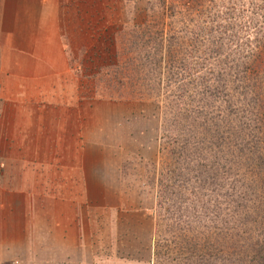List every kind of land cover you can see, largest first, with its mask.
Wrapping results in <instances>:
<instances>
[{
	"label": "crops",
	"instance_id": "1",
	"mask_svg": "<svg viewBox=\"0 0 264 264\" xmlns=\"http://www.w3.org/2000/svg\"><path fill=\"white\" fill-rule=\"evenodd\" d=\"M116 2L0 0V264H96L106 243L151 264L155 220L124 169L126 117L146 116L92 97Z\"/></svg>",
	"mask_w": 264,
	"mask_h": 264
},
{
	"label": "rangeland",
	"instance_id": "2",
	"mask_svg": "<svg viewBox=\"0 0 264 264\" xmlns=\"http://www.w3.org/2000/svg\"><path fill=\"white\" fill-rule=\"evenodd\" d=\"M216 1L219 4L212 7L209 0H117L111 13L102 11L101 15L105 21L99 29L102 58L92 62L102 69L96 81L99 93L92 97L132 101L146 116V120H139L137 113L132 119L126 117V131L132 129V138L134 133L140 134L127 144L124 169L133 195L141 193L155 220L151 264H250V250L264 244V100H258L253 92L246 96L240 87L233 88L227 75L230 67H225L222 72L227 86L224 84L221 97L226 105L213 98L205 106L191 103L190 107L200 109H195L198 117L193 113L185 119L187 123L195 120L187 136L182 137L183 114L175 115L177 110L173 112L169 106L175 90L190 88L195 56L215 54L219 48L220 58L238 50L255 68L263 61L264 0ZM211 17L216 19L211 21ZM206 18L227 23L229 32L221 34L208 24V31L196 26ZM230 24L236 25L232 28ZM199 31L201 40L195 42ZM175 35L178 39H173ZM256 35L253 42L247 39ZM178 70L184 75L175 80L173 72ZM261 84L255 93L264 99V81ZM201 106L212 118L201 116ZM207 127L232 138L223 141L218 161L212 160V147L205 151ZM193 232L200 234L195 239L200 243L198 251L209 243L216 254L206 255L204 261L200 256L187 258L182 242L199 235ZM223 244L231 250L230 257L220 254ZM106 245L100 252L109 257L103 256L96 264H104L116 253L111 264L142 261ZM259 254L256 264H264V248Z\"/></svg>",
	"mask_w": 264,
	"mask_h": 264
},
{
	"label": "trees",
	"instance_id": "3",
	"mask_svg": "<svg viewBox=\"0 0 264 264\" xmlns=\"http://www.w3.org/2000/svg\"><path fill=\"white\" fill-rule=\"evenodd\" d=\"M209 4L212 7H216L219 2L216 0H209ZM217 18H220V14L217 16ZM216 18L211 17V21L215 20ZM209 27H217L220 30L221 34H226L229 32V29L227 27V23H223V22H209V18H206L204 20H202V22H197L196 26H200L202 25L201 28H205L208 31V25ZM231 27L233 28L236 24H230ZM234 25V26H233ZM230 27V26H229ZM203 31V30H202ZM201 31L196 32L197 35L199 37H194L195 42H198L201 40ZM211 32L212 28H211ZM180 31H177V34L179 36ZM177 35L173 36V39L178 37ZM179 38H181V35L179 36ZM178 39V38H177ZM249 39L251 42H253L254 40L257 39V35L251 39V38H247ZM177 41V40H176ZM218 42L222 43L221 40H219ZM223 44V43H222ZM169 52H170V48H169ZM238 52V50H237ZM235 53L234 55H226L222 58H220L219 54L222 53V49L220 50L219 48L216 50V52H214L215 54H211V55H204L203 57L201 56H195L194 58V65L192 68L193 72L191 75V79H190V84L191 86H189L186 92H180L179 90H175V96L171 97L169 99V106H171V108L174 110L176 109L177 112H174L175 115H179V114H183V125L185 128V132H182L183 135L182 137L187 136V132L189 131V126L192 125L194 123L195 120H191L190 122H186L185 119L189 118L190 115H192L193 113H195L196 117H198V113L195 111L200 109V108H195L194 107H190L191 103L195 104L197 103V105H208L210 102L209 100L211 98L218 100L219 102H223V98L221 97V91L224 90V84L227 86L226 81H224V72H226L225 67H230L229 68V72H228V76H229V81L230 83H232L234 86L233 88H241V90H243L244 92H242L244 95L248 96L250 92H253V94L257 97L258 100L262 101L264 100L263 97L259 94H256L255 92H258V88L262 85L261 82L264 81V56H263V61L261 62V64L259 66L261 67H257L255 68L253 64L249 63V61L244 60V57H242L240 55V53ZM249 54H245V56H248ZM181 59V63H182ZM156 62V60H155ZM154 62V63H155ZM255 61L253 60L252 63H254ZM210 65V66H208ZM263 65V66H262ZM183 70V68H180ZM231 71V72H230ZM174 76H175V80L181 79V77L184 75L182 73H180V70L173 72ZM191 89V90H190ZM175 98V100H173ZM176 99H180V101L176 100ZM205 100L207 103H201V101ZM174 101H177V105H174ZM225 105L226 103L223 102ZM187 107V108H183V107ZM220 106L222 107V105L220 104ZM202 107V106H201ZM201 116H209V118H212V115L210 114V112L206 111L203 107H202V114ZM216 116V114H213V117ZM206 126H204L203 128H205ZM225 128V127H224ZM219 130V133L216 132L215 130H213V128H206V131H208V134H206L205 136H203V143L205 145V151H207L208 147H212L213 148V152H215V154H212V160L218 161V157L220 156V151L222 149V146L225 145L226 138H229L230 140H232L230 134L226 135V132ZM181 137V138H182ZM180 138V139H181ZM183 140L186 139L182 138ZM255 146L258 147V142H255ZM185 146V143H184ZM245 148V147H244ZM219 151V152H218ZM245 153H249L248 151L251 152V150H243ZM191 153V152H187ZM191 160H194V156L192 157ZM259 161V160H258ZM256 162V161H254ZM199 234L198 232H193L191 234ZM194 236V235H193ZM191 239L190 241H188V239L184 240L182 242V247H183V251L186 252L187 254L185 255L187 258L188 256H190L191 258L195 257V256H200L198 259H200V261H204V259H206V255H215L216 251L213 248V244H204V246L202 248H204L203 251H198V247L200 245V243L198 241H196L195 239H199L200 234L198 236L192 237L191 235L189 236ZM222 242V241H221ZM261 245V244H260ZM255 247L254 249H251L249 252V256H250V264H256V262L258 261L259 258H261V255L259 254L260 251L262 250V248H264V244L261 246ZM230 249H226V247L223 244V247L220 250V254H223L224 256H228L230 257ZM232 259V258H231ZM186 260V258H185ZM259 263H263V262H259Z\"/></svg>",
	"mask_w": 264,
	"mask_h": 264
}]
</instances>
